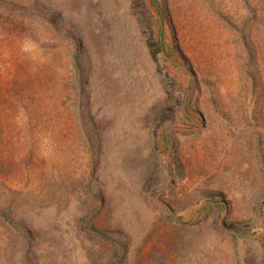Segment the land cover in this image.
<instances>
[{"label":"rangeland","instance_id":"374dc122","mask_svg":"<svg viewBox=\"0 0 264 264\" xmlns=\"http://www.w3.org/2000/svg\"><path fill=\"white\" fill-rule=\"evenodd\" d=\"M0 264H264V0H0Z\"/></svg>","mask_w":264,"mask_h":264}]
</instances>
